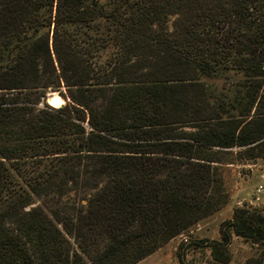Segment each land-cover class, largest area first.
I'll return each instance as SVG.
<instances>
[{"label": "trees", "instance_id": "trees-1", "mask_svg": "<svg viewBox=\"0 0 264 264\" xmlns=\"http://www.w3.org/2000/svg\"><path fill=\"white\" fill-rule=\"evenodd\" d=\"M235 147L264 158V0H0V264H136L212 211ZM232 234L264 251L262 209L214 260Z\"/></svg>", "mask_w": 264, "mask_h": 264}, {"label": "rangeland", "instance_id": "rangeland-1", "mask_svg": "<svg viewBox=\"0 0 264 264\" xmlns=\"http://www.w3.org/2000/svg\"><path fill=\"white\" fill-rule=\"evenodd\" d=\"M171 22H168L169 27ZM217 85L221 86V83ZM49 92H57L65 104L70 102L64 87L48 90L46 94ZM43 105H47L44 98L39 103V106ZM242 149H224L230 156L224 157V162L216 163L217 182L212 211L136 264H264V251L235 234H232L228 245V262L214 260L209 246L210 242L219 240L222 223L232 217L236 207H257L264 213V190L259 191L264 181V158H246ZM69 197L73 198L74 194Z\"/></svg>", "mask_w": 264, "mask_h": 264}, {"label": "bare ground", "instance_id": "bare-ground-1", "mask_svg": "<svg viewBox=\"0 0 264 264\" xmlns=\"http://www.w3.org/2000/svg\"><path fill=\"white\" fill-rule=\"evenodd\" d=\"M48 103L53 107H61L65 103L64 98H62L57 92L48 100Z\"/></svg>", "mask_w": 264, "mask_h": 264}, {"label": "water", "instance_id": "water-1", "mask_svg": "<svg viewBox=\"0 0 264 264\" xmlns=\"http://www.w3.org/2000/svg\"><path fill=\"white\" fill-rule=\"evenodd\" d=\"M54 93H55V92H49V93H47V94L44 96V100H45L46 104L49 105L50 107H53V106H51V105L48 103V100L53 96ZM64 104H65V103H64ZM64 104H63V105H64ZM63 105H61V106H63ZM53 108H57V107H53Z\"/></svg>", "mask_w": 264, "mask_h": 264}, {"label": "built area", "instance_id": "built-area-1", "mask_svg": "<svg viewBox=\"0 0 264 264\" xmlns=\"http://www.w3.org/2000/svg\"><path fill=\"white\" fill-rule=\"evenodd\" d=\"M264 190V181L262 182L261 186L259 187V191Z\"/></svg>", "mask_w": 264, "mask_h": 264}]
</instances>
